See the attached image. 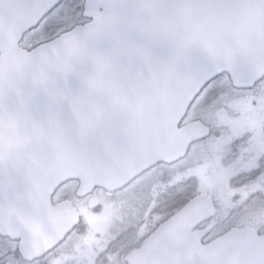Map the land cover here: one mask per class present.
Returning <instances> with one entry per match:
<instances>
[{"label":"snow or ice","instance_id":"1","mask_svg":"<svg viewBox=\"0 0 264 264\" xmlns=\"http://www.w3.org/2000/svg\"><path fill=\"white\" fill-rule=\"evenodd\" d=\"M0 264H264V0H0Z\"/></svg>","mask_w":264,"mask_h":264}]
</instances>
